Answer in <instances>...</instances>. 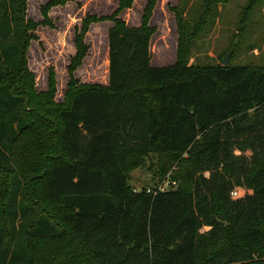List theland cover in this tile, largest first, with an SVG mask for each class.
Wrapping results in <instances>:
<instances>
[{
  "label": "trees",
  "instance_id": "trees-1",
  "mask_svg": "<svg viewBox=\"0 0 264 264\" xmlns=\"http://www.w3.org/2000/svg\"><path fill=\"white\" fill-rule=\"evenodd\" d=\"M26 1L0 0V264H264V66H155V0L140 25L119 16L134 0H120L112 15L88 12L75 26L66 103L56 105L54 75L52 90L33 93L26 55L39 24L26 19ZM202 1L193 31L225 0ZM108 18L109 82L82 83L73 72L85 34ZM32 146L47 152L20 172ZM152 154L178 185L130 186L129 172ZM174 161L190 165L189 187L165 172ZM237 187L245 195L233 200Z\"/></svg>",
  "mask_w": 264,
  "mask_h": 264
},
{
  "label": "rangeland",
  "instance_id": "rangeland-1",
  "mask_svg": "<svg viewBox=\"0 0 264 264\" xmlns=\"http://www.w3.org/2000/svg\"><path fill=\"white\" fill-rule=\"evenodd\" d=\"M119 1H26V19L30 20L31 26L34 23L39 24L34 30L39 39L30 41L26 55L28 70L33 74L35 82L36 91L33 93L52 90L49 77L54 75L57 88L54 102L56 105L66 103L69 66L77 52L75 26L82 27V19L88 12L99 18L112 15L118 9ZM251 3V0L219 2L218 16L213 23H209L207 28L193 31L196 28L197 16L206 13L202 0H155L148 17L149 25L154 28L151 40L153 65H174L178 59L183 58L184 62L190 65L213 67L222 64V59L228 55V65L240 64L249 68L264 66V0L252 3L248 11ZM148 4L149 0H134L133 5L120 12L119 16L130 25H139L143 22ZM184 7L186 8L184 16L188 11L191 12V15L187 16L190 23L188 30H181L177 19V12ZM113 25V20L109 18L98 19L89 24L85 34V43L89 46L88 53L81 66L73 72L82 83L108 82V34ZM55 141L57 142V139ZM45 152H38L33 146L23 150L17 168L24 172L29 161L38 160V156ZM158 158V155H149L144 158L141 165L129 172V184L133 189L141 190L143 187L167 189L169 187L166 185H178L177 182L176 185L170 183L171 180L160 171ZM162 158V164H166L165 157ZM167 166L168 169L163 165L165 172L176 175L180 187H189L190 165L174 161ZM29 196L31 199L30 192ZM37 197L46 201L43 195ZM60 213L58 209L56 215Z\"/></svg>",
  "mask_w": 264,
  "mask_h": 264
},
{
  "label": "clouds",
  "instance_id": "clouds-1",
  "mask_svg": "<svg viewBox=\"0 0 264 264\" xmlns=\"http://www.w3.org/2000/svg\"><path fill=\"white\" fill-rule=\"evenodd\" d=\"M236 155H239L240 153L237 151L235 153ZM245 195V190L242 187H237L234 190L231 191L230 196L233 200L242 198ZM212 226L211 225H204L201 229L200 232L201 234L211 231Z\"/></svg>",
  "mask_w": 264,
  "mask_h": 264
},
{
  "label": "water",
  "instance_id": "water-1",
  "mask_svg": "<svg viewBox=\"0 0 264 264\" xmlns=\"http://www.w3.org/2000/svg\"><path fill=\"white\" fill-rule=\"evenodd\" d=\"M222 64L223 65H228V62H229V57H228V55H226L223 59H222ZM218 222V224H220L221 226H224L225 224H224V222H221V221H217Z\"/></svg>",
  "mask_w": 264,
  "mask_h": 264
},
{
  "label": "built area",
  "instance_id": "built-area-1",
  "mask_svg": "<svg viewBox=\"0 0 264 264\" xmlns=\"http://www.w3.org/2000/svg\"><path fill=\"white\" fill-rule=\"evenodd\" d=\"M174 185H176V182H172ZM169 184V183H168ZM169 185H166V187H168ZM162 190H164V188H161Z\"/></svg>",
  "mask_w": 264,
  "mask_h": 264
},
{
  "label": "crops",
  "instance_id": "crops-1",
  "mask_svg": "<svg viewBox=\"0 0 264 264\" xmlns=\"http://www.w3.org/2000/svg\"><path fill=\"white\" fill-rule=\"evenodd\" d=\"M135 25H136V24H135ZM139 25H140V24H139ZM108 82H109V78H108ZM108 82H107V83H108ZM107 83H103V84H107Z\"/></svg>",
  "mask_w": 264,
  "mask_h": 264
}]
</instances>
